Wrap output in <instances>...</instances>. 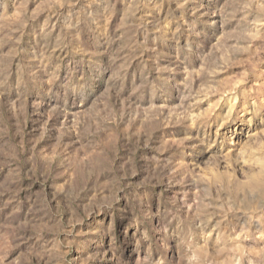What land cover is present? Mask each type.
Returning a JSON list of instances; mask_svg holds the SVG:
<instances>
[{
  "label": "rangeland",
  "instance_id": "374dc122",
  "mask_svg": "<svg viewBox=\"0 0 264 264\" xmlns=\"http://www.w3.org/2000/svg\"><path fill=\"white\" fill-rule=\"evenodd\" d=\"M0 264H264V0H0Z\"/></svg>",
  "mask_w": 264,
  "mask_h": 264
}]
</instances>
